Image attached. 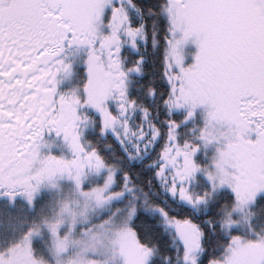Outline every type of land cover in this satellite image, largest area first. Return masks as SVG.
Segmentation results:
<instances>
[{"label":"snow or ice","instance_id":"snow-or-ice-1","mask_svg":"<svg viewBox=\"0 0 264 264\" xmlns=\"http://www.w3.org/2000/svg\"><path fill=\"white\" fill-rule=\"evenodd\" d=\"M0 264H264V0H0Z\"/></svg>","mask_w":264,"mask_h":264}]
</instances>
